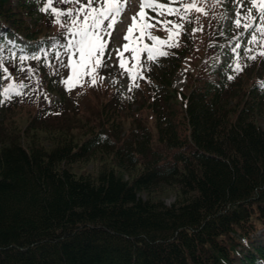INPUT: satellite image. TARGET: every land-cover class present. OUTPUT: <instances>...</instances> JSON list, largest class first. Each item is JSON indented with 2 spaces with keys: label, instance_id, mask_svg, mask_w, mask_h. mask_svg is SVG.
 Segmentation results:
<instances>
[{
  "label": "trees",
  "instance_id": "1",
  "mask_svg": "<svg viewBox=\"0 0 264 264\" xmlns=\"http://www.w3.org/2000/svg\"><path fill=\"white\" fill-rule=\"evenodd\" d=\"M213 1H198L210 8L208 17L192 20L206 29L201 39L184 29L172 33L175 22L160 26V37L172 39L159 45L168 62L142 72L147 86L129 107L120 96L109 101V126H94L81 143L67 137L73 126H58L59 137L45 144L37 132L53 133L41 123L68 101L53 77L64 60L52 51L27 72L3 42L12 35L37 45L68 29L77 0H0V264H264V33L248 47L256 60L237 53V71L228 65L202 73L222 44L244 32H221ZM170 5L171 19L183 18V4ZM250 34L234 43L236 51ZM183 57L193 66L185 92L173 87ZM14 72L36 75L61 96L58 107L35 114L31 135L1 132L7 111L27 102L9 87L15 81L6 89ZM136 104L151 111L159 146L141 116L123 138L117 118ZM97 154L109 165L75 170ZM169 193L170 204L163 197Z\"/></svg>",
  "mask_w": 264,
  "mask_h": 264
},
{
  "label": "rangeland",
  "instance_id": "2",
  "mask_svg": "<svg viewBox=\"0 0 264 264\" xmlns=\"http://www.w3.org/2000/svg\"><path fill=\"white\" fill-rule=\"evenodd\" d=\"M98 4L101 3L102 6H107L110 3V0H95ZM124 3L123 6V15L117 20V24L115 26V32L113 33V44H112V53L108 58H111L110 61V72L104 75V82L107 83V86L97 85L96 83L91 84L90 87L82 88L85 84V81H80L83 74H88L91 76V79L88 81V84L94 82L93 78L94 69L100 68L101 63H97L91 65V56L88 53H81L78 56H72L68 62L70 71L66 74V85L68 89V93H72L65 102V107H62V110L59 109L52 114H47L52 118L48 119L46 123H41L43 125H47L48 129H51V135H47L46 132L38 131V138L45 144H50L49 141H52V137L57 135L59 137V131L55 130L56 127H62L65 129L69 126H73L75 129H72L69 133H66L67 137L73 136L74 142L81 143L86 139V133L88 130L109 126L107 118L109 115H105L106 112H109L110 109L114 107L109 101L113 99L114 93L109 88L113 90H128L131 92L138 93L135 90L133 85L132 76L128 74L126 71V59H130V57L134 58L135 61L138 60L141 56L145 54L144 47L148 40V32H147V24L150 23L153 18H158L159 15L166 13L167 9L163 5L155 4L151 0H122ZM179 1V0H173ZM214 5L211 4V8L218 10V6H220V2L218 0L213 1ZM199 3L196 5V14L201 17L207 15L208 9L207 7H198ZM73 10V9H72ZM221 10V9H220ZM200 11V12H199ZM70 12V9H68ZM220 12V11H219ZM54 13H57V10H54ZM218 13H215V15ZM115 15V11L113 12ZM233 18V15H232ZM231 21V14L226 12V14L222 17V29L226 28ZM261 21V20H260ZM195 27H187V29H191L192 33H199L202 29L198 22V24L194 25ZM180 28V24L177 26ZM161 32V31H160ZM158 42L161 41L159 39V35L157 36ZM156 39V37H155ZM166 40V38H164ZM50 41L49 39H47ZM198 40V39H197ZM14 43L18 46L19 50L24 47H28L30 45L29 42L26 41H15L14 38H9L7 43ZM176 45L179 47L180 41L179 39H175L174 41ZM201 43V41H199ZM194 44V43H193ZM200 48V47H199ZM150 48L148 50H152ZM177 53V52H176ZM175 53V54H176ZM129 55L128 57L124 56ZM150 55L154 56L155 60L163 57L162 53L159 50L150 51ZM173 57V56H172ZM175 57V56H174ZM250 58L251 60H256L255 51L253 54H246L244 59ZM233 60V58H232ZM231 60V61H232ZM182 61L185 62V67L179 70L174 76V87L178 90H183L185 92V86L188 83L189 75L188 72L192 70V60L186 57L182 58ZM24 65V66H23ZM28 67H26V66ZM199 66H203V64H196ZM206 65V64H204ZM22 66L30 72L32 67H37V64L29 62L23 63ZM111 66H115L114 69H111ZM204 67V66H203ZM217 66L214 65L211 68L213 71ZM151 69V66L149 70ZM202 73L208 74L209 71L207 69H201ZM203 75V74H202ZM252 74H246L247 77H250ZM36 75H31V77H24L21 73L14 72L12 75L8 76L7 73V82L6 89H8V85H10L11 81H15V85L11 84L10 88H15V91L19 94L24 95V99L27 100L24 106H15L13 109L7 111V119L3 123V129H7V135L13 136L20 132H26L29 129V126L33 123L31 121L35 117L37 112L40 115H43L47 112L51 107L48 103L44 102L43 92L46 90L47 85L44 83L42 86L39 84L34 78ZM245 76V77H246ZM245 80V78L243 79ZM247 82V81H244ZM147 86V85H146ZM48 88V87H47ZM142 93V92H141ZM141 93L139 95H141ZM138 95V96H139ZM52 97V95L49 94ZM55 97V96H54ZM59 98V97H58ZM57 99V102L59 103ZM108 101V105H107ZM60 105V104H59ZM55 104V107L59 106ZM103 105H107L102 110ZM127 106V105H126ZM114 109V108H113ZM114 111V110H113ZM120 118H117V122L121 124L120 132L123 133V138L135 128L136 123H133V118L137 116H141L142 120L140 123L146 126L152 134H154V144L159 146L157 141V131L155 128V120L153 119L152 113L150 110L146 108L145 105L139 104L134 105L130 109H122L120 111ZM43 118V116H42ZM261 123L264 125V119H262ZM37 125V123H34ZM32 131L26 132L25 134L31 135ZM117 134H120L116 132ZM71 134V135H69ZM88 137V135H87ZM5 140V136L2 134L0 139ZM27 138V137H25ZM26 145V142L24 141ZM110 160L105 156H100L97 154L95 157L91 158L89 161L84 163H79L75 166V170L78 172H93L95 168H99L102 165H109ZM166 196V197H165ZM167 203H172L175 199V195L169 193V195H164Z\"/></svg>",
  "mask_w": 264,
  "mask_h": 264
}]
</instances>
